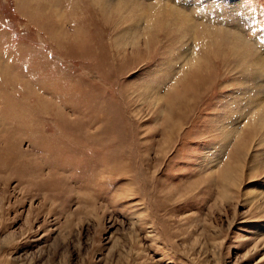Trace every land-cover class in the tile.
Returning a JSON list of instances; mask_svg holds the SVG:
<instances>
[{
	"label": "rangeland",
	"instance_id": "rangeland-1",
	"mask_svg": "<svg viewBox=\"0 0 264 264\" xmlns=\"http://www.w3.org/2000/svg\"><path fill=\"white\" fill-rule=\"evenodd\" d=\"M133 1L0 0V264H264V0Z\"/></svg>",
	"mask_w": 264,
	"mask_h": 264
},
{
	"label": "bare ground",
	"instance_id": "bare-ground-1",
	"mask_svg": "<svg viewBox=\"0 0 264 264\" xmlns=\"http://www.w3.org/2000/svg\"><path fill=\"white\" fill-rule=\"evenodd\" d=\"M97 1H99V2H103L104 3V5H105V7H107L106 5L110 2V0H97ZM161 1H163V0H158V2H159V5H161L160 4V2ZM54 3L55 4H58L59 3V0H54ZM166 5H169V10H167V11H165L164 13L166 14V16L167 17H174V19L172 18L171 19V21H173L174 22V24L176 25V28L179 30V33H181V35H182V38H184V37H186L187 35H190V33H192V32H194L196 29H197V25H198V21L196 22V21H194V19L193 18H190L189 17V15L187 14V11L186 10H184V8H182V7H177L176 5H174V4H172V3H169V2H167L166 3ZM125 5H123V3H122V1H119L118 2V5L116 6L117 8H116V11L117 12H120L122 15H123V17H125V7H124ZM132 6H133V10H131V19L133 20V25L132 26H129L128 28H127V30L126 31H124V33H122L121 34V38L122 37H124V36H131L132 34H133V32H135V29H137L138 27V22H139V20H141L139 17H141L142 19H146V14H145V12H146V10L148 9L149 10V7L148 8H146L147 6L145 5V3H142V1L141 0H134L133 2H132ZM153 6V5H152ZM164 6V5H163ZM54 8L56 7L57 8V5H55V6H53ZM167 7V6H166ZM107 9V8H106ZM163 9V8H162ZM128 10V9H127ZM151 10H152V8H151ZM57 11V10H56ZM130 12V11H129ZM143 12V13H142ZM151 12V11H150ZM147 13V12H146ZM57 16V15H56ZM188 29V33L189 34H186V30ZM140 30V29H139ZM125 37V38H126ZM135 40V39H134ZM134 40H133V42H134ZM239 41V40H241V42H244L243 40H242V38H240V37H238V38H235V41ZM233 48H232V54L234 55V56H237V57H239V59H240V64H244L245 63V61L246 62H248L247 64H249L251 67H253L254 68V72H255V70H256V68H257V70L259 71V74L257 73V72H255L256 73V75H255V77L256 78H258V76L259 77H261L262 75L261 74H263V72H264V67H262V65H264V60H261V59H259V58H257V57H255V56H253V54L251 53V49L249 50V48L246 46V44L244 43L243 45H241V46H239L237 43L235 44L234 42H233ZM118 46V48H119V44L117 45ZM232 57V56H231ZM249 59V60H248ZM195 66H196V68H198V69H193L192 70V68L190 69V71H189V74L187 75V74H184L183 76H184V78H185V76L187 75V77L188 76H192L193 78H197L198 79V84H197V86H195V87H201V83L202 82H204V78H203V67L202 66H198V65H196V64H198V62L197 61H195L194 63H193ZM191 74V75H190ZM187 80V83H186V85H188L189 87H192V86H194L193 85V83L192 82H190L188 79H186ZM190 82V83H189ZM177 83H179V81L177 82ZM186 85L184 86L185 88H186ZM261 86V85H260ZM151 87L152 86H149V89H151ZM188 87V88H189ZM184 88V89H185ZM186 90V89H185ZM195 90H197V88H195ZM198 91V90H197ZM181 92V91H180ZM179 92V93H180ZM182 93V92H181ZM180 93V94H181ZM185 95V94H184ZM183 95V93H182V95H180L181 97L182 96H184ZM259 95V94H258ZM180 96H178V98L176 99V100H178V99H180ZM260 97V96H259ZM256 98H258V96L256 97ZM260 100V99H259ZM262 100V99H261ZM179 101V100H178ZM258 101V100H257ZM254 103H255V101H254ZM175 104V103H174ZM176 104H177V102H176ZM178 105V104H177ZM258 105V104H257ZM260 105V104H259ZM255 106V105H254ZM259 108V107H258ZM260 109V108H259ZM255 111V110H254ZM262 121H263V119H262ZM263 126H264V121H263ZM262 130H264V127H262ZM247 142H244L243 144H246ZM229 177H230V175H229Z\"/></svg>",
	"mask_w": 264,
	"mask_h": 264
}]
</instances>
